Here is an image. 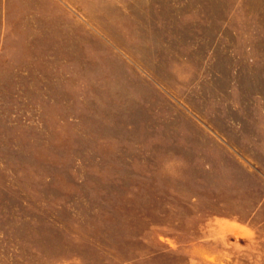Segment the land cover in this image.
I'll use <instances>...</instances> for the list:
<instances>
[{"label":"rangeland","instance_id":"1","mask_svg":"<svg viewBox=\"0 0 264 264\" xmlns=\"http://www.w3.org/2000/svg\"><path fill=\"white\" fill-rule=\"evenodd\" d=\"M0 264H264V0H0Z\"/></svg>","mask_w":264,"mask_h":264},{"label":"crops","instance_id":"2","mask_svg":"<svg viewBox=\"0 0 264 264\" xmlns=\"http://www.w3.org/2000/svg\"><path fill=\"white\" fill-rule=\"evenodd\" d=\"M32 21H38V20H32Z\"/></svg>","mask_w":264,"mask_h":264}]
</instances>
